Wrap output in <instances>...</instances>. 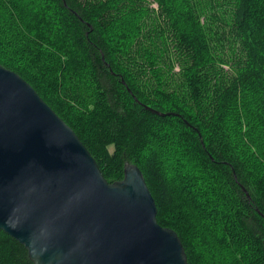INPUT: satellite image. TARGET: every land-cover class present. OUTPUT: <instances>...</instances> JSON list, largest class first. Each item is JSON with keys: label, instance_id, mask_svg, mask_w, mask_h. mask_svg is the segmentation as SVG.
I'll list each match as a JSON object with an SVG mask.
<instances>
[{"label": "trees", "instance_id": "trees-1", "mask_svg": "<svg viewBox=\"0 0 264 264\" xmlns=\"http://www.w3.org/2000/svg\"><path fill=\"white\" fill-rule=\"evenodd\" d=\"M0 64L140 169L187 264H264V0H0ZM0 264H34L1 229Z\"/></svg>", "mask_w": 264, "mask_h": 264}, {"label": "water", "instance_id": "water-1", "mask_svg": "<svg viewBox=\"0 0 264 264\" xmlns=\"http://www.w3.org/2000/svg\"><path fill=\"white\" fill-rule=\"evenodd\" d=\"M0 229L34 264H187L140 169L126 162L108 181L72 128L1 64Z\"/></svg>", "mask_w": 264, "mask_h": 264}, {"label": "rangeland", "instance_id": "rangeland-1", "mask_svg": "<svg viewBox=\"0 0 264 264\" xmlns=\"http://www.w3.org/2000/svg\"><path fill=\"white\" fill-rule=\"evenodd\" d=\"M155 6H156V4H155V3H153V4H152V7H155ZM175 70H177V68H175Z\"/></svg>", "mask_w": 264, "mask_h": 264}]
</instances>
